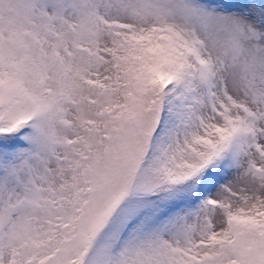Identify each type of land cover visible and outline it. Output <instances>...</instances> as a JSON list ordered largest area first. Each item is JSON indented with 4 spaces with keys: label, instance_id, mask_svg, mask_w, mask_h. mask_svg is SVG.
<instances>
[{
    "label": "snow or ice",
    "instance_id": "snow-or-ice-1",
    "mask_svg": "<svg viewBox=\"0 0 264 264\" xmlns=\"http://www.w3.org/2000/svg\"><path fill=\"white\" fill-rule=\"evenodd\" d=\"M0 264H264V0H0Z\"/></svg>",
    "mask_w": 264,
    "mask_h": 264
}]
</instances>
